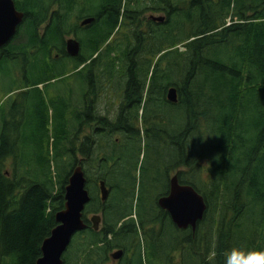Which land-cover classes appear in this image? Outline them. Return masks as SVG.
<instances>
[{
  "label": "trees",
  "instance_id": "trees-1",
  "mask_svg": "<svg viewBox=\"0 0 264 264\" xmlns=\"http://www.w3.org/2000/svg\"><path fill=\"white\" fill-rule=\"evenodd\" d=\"M15 1L24 20L0 51L8 95L37 91L44 108L39 85L77 76L88 87L82 106L72 96L61 102L78 124L62 119L54 153L40 139L25 142V123L0 107V264L41 258L79 165L88 227L64 264H225L235 245L264 250V0ZM146 11L163 21L144 24ZM72 36L81 45L75 58ZM36 117L42 126L43 113ZM173 176L207 204L195 231L179 230L158 206ZM118 250L124 256L114 261Z\"/></svg>",
  "mask_w": 264,
  "mask_h": 264
},
{
  "label": "water",
  "instance_id": "water-1",
  "mask_svg": "<svg viewBox=\"0 0 264 264\" xmlns=\"http://www.w3.org/2000/svg\"><path fill=\"white\" fill-rule=\"evenodd\" d=\"M24 20V13L17 9L15 0H0V50L7 46L16 36ZM154 21H163L162 17L153 18ZM93 18L86 19L82 26L90 25ZM67 53L70 57H78L81 50L80 42L70 38L66 42ZM1 60V52H0ZM171 103L178 102L175 88L168 92ZM110 191L105 181L100 182V195L103 202L108 200ZM65 209L56 215L57 226L51 235L42 244V256L36 264H64L63 256L67 252L73 238L87 229L84 211L90 203L91 197L87 189V179L82 166L73 171L66 188ZM158 206L166 211L172 222L179 230L191 229L195 231L198 224L204 219L207 204L201 194L192 186L180 184L178 177L170 179V191L166 196L158 199ZM101 215H94L90 222L95 231L100 228ZM124 255L119 250L111 255L114 261L120 260Z\"/></svg>",
  "mask_w": 264,
  "mask_h": 264
},
{
  "label": "rangeland",
  "instance_id": "rangeland-1",
  "mask_svg": "<svg viewBox=\"0 0 264 264\" xmlns=\"http://www.w3.org/2000/svg\"><path fill=\"white\" fill-rule=\"evenodd\" d=\"M147 2L149 0H142ZM148 10V9H147ZM157 18L163 17L164 14L162 12L157 11H146L144 20L146 24V20L150 17ZM229 22V21H228ZM125 32V31H124ZM74 37V36H72ZM71 37H68L69 39ZM56 55L53 56V58ZM67 65H63V61L57 63L54 68L56 73L61 72L62 69L68 68L72 61L67 60ZM80 77H69L67 79L57 78L56 80L51 81L48 84L39 85L38 88L42 91L44 95V108L42 105L40 106V101L38 99V92L31 90L28 91L27 94L16 93L15 95H8V90L6 88H10L11 84L7 80H0V107H6L7 109L12 111L11 115H16L19 119H21L25 123V142L32 143L34 138L37 140L43 141L45 147H49L52 153L57 151L58 148V135L61 131L62 122L64 118H66L67 122H73L74 127L77 126L78 122L75 118H73L71 107L68 108L65 115L63 113V107L61 102L65 101L66 103L70 102L71 96L76 101V104L79 103L80 106L83 104V95L86 93L88 85L81 84L79 81ZM81 88V89H80ZM71 89L74 90V95L71 93ZM26 91V90H25ZM27 92V91H26ZM119 93V92H116ZM114 93L115 96L117 94ZM82 94V95H81ZM8 95L7 97H5ZM118 103V99L116 101ZM104 108H106L104 106ZM103 113L108 115V113L102 109ZM38 112L43 113V125L39 126L38 119L36 114ZM114 111H112L113 114ZM15 123V122H14ZM21 128L20 121L18 124H15L17 128ZM92 126L90 128H85V132H83V137H87L89 133H91ZM93 133V132H92ZM29 149L30 145H29ZM28 158L27 162H32L33 164L37 161L35 160V155L33 151H27ZM52 158V156H51ZM132 172V171H131ZM93 216H90L92 218ZM102 225H100L101 227ZM117 251L113 252L116 253ZM147 263V260L144 259V264Z\"/></svg>",
  "mask_w": 264,
  "mask_h": 264
},
{
  "label": "clouds",
  "instance_id": "clouds-1",
  "mask_svg": "<svg viewBox=\"0 0 264 264\" xmlns=\"http://www.w3.org/2000/svg\"><path fill=\"white\" fill-rule=\"evenodd\" d=\"M213 258L210 254V262ZM225 264H264V250L246 249L235 245L225 253Z\"/></svg>",
  "mask_w": 264,
  "mask_h": 264
},
{
  "label": "flooded vegetation",
  "instance_id": "flooded-vegetation-1",
  "mask_svg": "<svg viewBox=\"0 0 264 264\" xmlns=\"http://www.w3.org/2000/svg\"><path fill=\"white\" fill-rule=\"evenodd\" d=\"M15 3H16V1H15ZM19 11H20V10H19ZM20 12H22V11H20ZM23 13H25V12H23ZM145 13H146V12H145ZM152 18H153V17L151 16L149 19L146 20V22L152 20ZM7 46H8V45H7ZM7 46H5L4 48H6ZM4 48H2V49H4ZM2 49H1V50H2ZM1 50H0V51H1ZM123 256H124V255H123Z\"/></svg>",
  "mask_w": 264,
  "mask_h": 264
},
{
  "label": "bare ground",
  "instance_id": "bare-ground-1",
  "mask_svg": "<svg viewBox=\"0 0 264 264\" xmlns=\"http://www.w3.org/2000/svg\"><path fill=\"white\" fill-rule=\"evenodd\" d=\"M238 99V98H237Z\"/></svg>",
  "mask_w": 264,
  "mask_h": 264
}]
</instances>
